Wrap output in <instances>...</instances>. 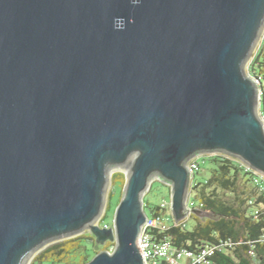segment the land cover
Segmentation results:
<instances>
[{"label":"water","instance_id":"95a60500","mask_svg":"<svg viewBox=\"0 0 264 264\" xmlns=\"http://www.w3.org/2000/svg\"><path fill=\"white\" fill-rule=\"evenodd\" d=\"M263 30L264 0H0V264L86 229L116 243L88 264H144L151 178L179 222L214 217L188 208L196 155L264 176L245 72ZM115 171L124 194L101 227Z\"/></svg>","mask_w":264,"mask_h":264},{"label":"trees","instance_id":"16d2710c","mask_svg":"<svg viewBox=\"0 0 264 264\" xmlns=\"http://www.w3.org/2000/svg\"><path fill=\"white\" fill-rule=\"evenodd\" d=\"M249 72L264 79V41L255 54ZM264 108V107H263ZM201 170L202 162H208L209 176L193 183L192 199L203 205L201 210L214 217L192 215L194 225L187 222L173 225L168 232L173 245L179 249L197 251L206 244L222 246L216 251L213 264H264V191L254 182L255 172L247 171L238 160L223 154L205 156L197 160ZM123 189L126 184L124 173L113 175L111 199L116 185ZM253 201V204L250 202ZM149 216L159 215L160 205L153 206L144 200ZM259 211L256 216L255 212ZM107 216V215H106ZM106 219V218H105ZM104 219V220H105ZM116 243L109 242L107 249H114ZM96 238L83 234L50 245L36 256L34 264H88L99 252Z\"/></svg>","mask_w":264,"mask_h":264},{"label":"built area","instance_id":"2783aa9c","mask_svg":"<svg viewBox=\"0 0 264 264\" xmlns=\"http://www.w3.org/2000/svg\"><path fill=\"white\" fill-rule=\"evenodd\" d=\"M258 88H259V101H260V118L264 122V79L253 75ZM199 158L189 161V171L191 176V188L194 183L196 174L201 170L200 163L197 161ZM242 163V162H241ZM247 168V171L255 172L250 166L242 163ZM254 182L259 186L260 192L264 191V176L255 172ZM253 204V201L250 202ZM189 210L200 209L203 205L196 203L192 199V195L187 200ZM173 202L164 201L160 205V214L156 216H149L146 223L142 228L139 238V248L144 259V264H213L212 259L216 251L224 249L229 245L228 242H222V246H215L206 244L197 251H190L188 249L176 248L168 232L173 225H180L187 222L192 213L182 221H176L175 215L172 210ZM169 211L172 213L169 214ZM259 215V211L255 212ZM264 242V235L262 236Z\"/></svg>","mask_w":264,"mask_h":264},{"label":"rangeland","instance_id":"374dc122","mask_svg":"<svg viewBox=\"0 0 264 264\" xmlns=\"http://www.w3.org/2000/svg\"><path fill=\"white\" fill-rule=\"evenodd\" d=\"M263 41H264V30H263V33H262V35H261V37L257 43V46H256L253 54L251 55L250 59L247 61V64L245 66L246 75L249 77L253 78V75L249 72V68L251 66V63L253 61L255 54L258 52ZM259 115H260V101H259ZM217 154H223V155L229 156L231 158H234V159L238 160L239 162H242L241 160L237 159L234 156H231V155H228L225 153H212V152L200 153V154L196 155V157H193L192 159H190V161L194 160L195 158H202L205 156H211V155H217ZM187 165H189V162L187 163ZM202 167H203V170H202L201 174L196 175L194 178L195 182L202 181L209 176V167H210L209 163L208 162H202ZM115 173H124V172L115 171V172L111 173V184H110V188H109V192H108V196H107V203H106L105 211H104V214L102 215V217L100 218V220L97 222V224H99L101 227H107V228L113 227L115 212H116V209H117V207L121 201L122 189L120 188L119 184H117L116 188L114 190V194H113L112 199H111L110 208L107 211V207H108V204L110 202V199H109L110 194H111L112 187H113V175ZM125 177H126V175H125ZM151 182H152V187H151L150 191H147V193L145 195V199L147 202H150L153 206H156V205H161V203H163L164 201H171L172 190H171V186L169 185L170 183L163 181L159 176H154L153 178H151ZM123 194H124V189H123ZM190 195H191V181H190V185H189L187 198ZM147 213H148V215L150 214V209H147ZM171 213L172 212L169 211V214H171ZM194 222L195 221L193 219H189L187 221V225L189 227H192L194 225ZM83 234H92V232L90 229H86L82 233H80V235H83ZM80 235L79 234L72 235V236L54 241V242L46 245L45 247L41 248L37 253H35V255L31 258L29 264H34L36 256L39 255L42 251H44L46 248H48L50 245H53L55 243H58V242H61V241L67 240V239H71V238H74V237H77ZM108 243H106L105 245L99 244L98 248H97L98 252L100 253V252H103L105 250L113 251L115 248L114 249H110V248L107 249L106 245Z\"/></svg>","mask_w":264,"mask_h":264},{"label":"crops","instance_id":"0c3cea01","mask_svg":"<svg viewBox=\"0 0 264 264\" xmlns=\"http://www.w3.org/2000/svg\"><path fill=\"white\" fill-rule=\"evenodd\" d=\"M255 171V170H254ZM255 172H257V171H255ZM258 173V172H257ZM259 174V173H258ZM261 175V174H260ZM263 176V175H262Z\"/></svg>","mask_w":264,"mask_h":264}]
</instances>
